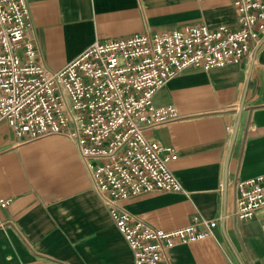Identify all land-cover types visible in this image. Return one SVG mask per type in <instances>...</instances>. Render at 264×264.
<instances>
[{"label": "crops", "instance_id": "obj_1", "mask_svg": "<svg viewBox=\"0 0 264 264\" xmlns=\"http://www.w3.org/2000/svg\"><path fill=\"white\" fill-rule=\"evenodd\" d=\"M37 60L59 71L96 41L237 24L232 0H27ZM246 64L188 69L155 98L181 118L146 130L177 151L182 192L145 194L120 208L157 229L222 218L206 240L178 244L170 264H264L258 218L235 220L236 183L264 175V41ZM0 264H134L94 191L76 145L60 136L22 142L0 123Z\"/></svg>", "mask_w": 264, "mask_h": 264}, {"label": "built area", "instance_id": "obj_2", "mask_svg": "<svg viewBox=\"0 0 264 264\" xmlns=\"http://www.w3.org/2000/svg\"><path fill=\"white\" fill-rule=\"evenodd\" d=\"M237 25L142 33L96 41L59 71L37 60L28 38L27 0H0V123L22 142L60 136L73 142L96 194L134 254V264H170L178 244L213 236L220 219L193 218L176 230H160L119 207L145 194L182 192L170 164L177 151L147 135L181 118L176 107L155 98L188 69L209 71L246 64L264 41V0H232ZM231 217L261 221L264 231V175L236 183ZM11 199L0 200V208Z\"/></svg>", "mask_w": 264, "mask_h": 264}]
</instances>
